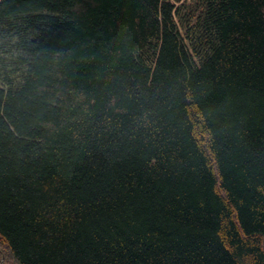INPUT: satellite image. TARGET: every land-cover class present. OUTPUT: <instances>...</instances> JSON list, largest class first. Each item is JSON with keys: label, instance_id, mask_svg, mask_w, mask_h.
<instances>
[{"label": "trees", "instance_id": "16d2710c", "mask_svg": "<svg viewBox=\"0 0 264 264\" xmlns=\"http://www.w3.org/2000/svg\"><path fill=\"white\" fill-rule=\"evenodd\" d=\"M8 259L264 264V0H0Z\"/></svg>", "mask_w": 264, "mask_h": 264}, {"label": "rangeland", "instance_id": "374dc122", "mask_svg": "<svg viewBox=\"0 0 264 264\" xmlns=\"http://www.w3.org/2000/svg\"><path fill=\"white\" fill-rule=\"evenodd\" d=\"M7 255V254H6ZM1 258H2V256H1ZM6 262H9L10 264H12V262H11V260L10 259H8V261H6Z\"/></svg>", "mask_w": 264, "mask_h": 264}]
</instances>
